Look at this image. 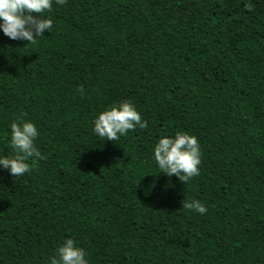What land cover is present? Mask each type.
<instances>
[{
    "label": "trees",
    "instance_id": "trees-1",
    "mask_svg": "<svg viewBox=\"0 0 264 264\" xmlns=\"http://www.w3.org/2000/svg\"><path fill=\"white\" fill-rule=\"evenodd\" d=\"M47 15L37 44L0 33V154L23 118L42 157L19 178L0 169V264H45L67 237L90 264H264V0H65ZM121 101L147 127L93 134ZM177 131L201 145L186 184L151 161Z\"/></svg>",
    "mask_w": 264,
    "mask_h": 264
},
{
    "label": "clouds",
    "instance_id": "clouds-1",
    "mask_svg": "<svg viewBox=\"0 0 264 264\" xmlns=\"http://www.w3.org/2000/svg\"><path fill=\"white\" fill-rule=\"evenodd\" d=\"M65 0H0V33L13 41L37 44L45 38V31L51 33L53 20L47 15L53 4L62 5ZM78 91L83 94V89ZM92 132L107 141H118L136 128L144 129L147 121L129 101H121L100 111L93 117ZM11 152L0 154V169L7 170L16 178L30 170L29 158L40 159L41 152L35 141L39 135L36 125L23 118L9 124ZM201 145L195 135L177 131L174 136H159L152 149L151 161L160 174L175 176L186 184L199 176ZM183 208L199 215L207 212L205 204L197 199L185 197ZM45 264H90L87 251L72 237L62 240L54 255L46 258Z\"/></svg>",
    "mask_w": 264,
    "mask_h": 264
}]
</instances>
